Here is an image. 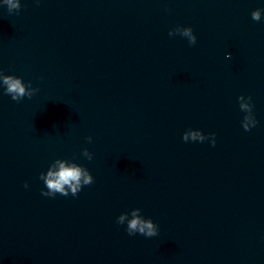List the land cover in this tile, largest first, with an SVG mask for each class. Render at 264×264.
<instances>
[{
	"label": "water",
	"instance_id": "1",
	"mask_svg": "<svg viewBox=\"0 0 264 264\" xmlns=\"http://www.w3.org/2000/svg\"><path fill=\"white\" fill-rule=\"evenodd\" d=\"M20 4L0 0V71L38 91L0 87V264H264V0ZM56 159L94 182L42 195ZM134 208L157 236L117 225Z\"/></svg>",
	"mask_w": 264,
	"mask_h": 264
},
{
	"label": "clouds",
	"instance_id": "2",
	"mask_svg": "<svg viewBox=\"0 0 264 264\" xmlns=\"http://www.w3.org/2000/svg\"><path fill=\"white\" fill-rule=\"evenodd\" d=\"M3 4L7 6L10 13L13 10L18 11L21 8L20 0H3ZM262 12H264V8L253 10L251 12V19L256 22L261 21ZM168 34L170 37L179 35L187 38L189 45H194L197 39L191 27L177 26L171 29ZM0 87L3 88L5 95L10 96L16 102H20L25 97L30 99L38 91L37 88L32 87L31 82L26 84L22 78L14 75H5L2 71H0ZM244 99L245 96L241 95L238 97V102L240 110L245 113L242 127L245 131H248L256 126L257 121L253 114L251 97H247L248 103H244ZM215 136V133L205 135L200 130L188 129L183 133L182 139L185 142H204L210 139L212 146H215ZM86 139L91 143L92 137L89 136ZM82 155L89 161L92 160V154L87 148L83 149ZM40 179L44 182L47 189L46 191L42 190L41 194L47 197H55L57 194L62 196L71 194L75 197L82 190L83 186L91 185L94 182L93 176L87 168L76 163H68L64 159L54 160L47 172L40 174ZM24 187H28L27 183H25ZM129 216H131V219H129ZM126 221V231L129 236H134L137 233L145 237H155L158 235V226L152 219H145L141 215V209L139 208H134L130 212H123L116 219L117 225H124Z\"/></svg>",
	"mask_w": 264,
	"mask_h": 264
}]
</instances>
